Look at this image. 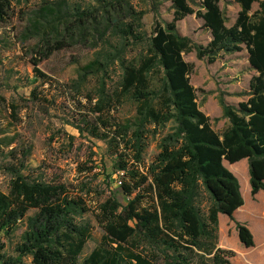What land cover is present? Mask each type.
<instances>
[{
  "label": "trees",
  "instance_id": "obj_1",
  "mask_svg": "<svg viewBox=\"0 0 264 264\" xmlns=\"http://www.w3.org/2000/svg\"><path fill=\"white\" fill-rule=\"evenodd\" d=\"M169 1L172 20L155 23L148 37L142 32L143 12L126 0L102 1L99 14L92 8L67 9L63 14L40 9L32 26L36 35L44 29L43 58L63 49L65 40L82 38L89 31L111 50L101 61L84 66L78 79L106 76L114 63L120 67L117 88L106 93L101 83L97 98H87L90 116L72 124L80 135L103 141L113 156L111 173L105 174L109 193L104 197L87 184L47 180L40 174L34 177L25 166L28 151L11 149L8 191H0V264H26L21 257H29L28 264H78L90 238V226L82 220L86 214L92 215L103 235L82 264H231L233 252L218 246L219 215L234 222L245 248L253 246L251 233L233 220V214L242 212L245 219L264 224V202L252 203L249 194L242 192L243 204L238 181L225 163L234 168L247 160L251 195L264 193V0H222L239 7L230 27L225 25L220 0ZM254 3L258 9L252 12ZM14 5L15 0H0V25L10 22ZM189 15L200 19L208 31L205 46L177 31L176 23ZM49 18L58 20L59 29ZM40 20L47 21L50 29ZM106 35L117 43L108 42ZM129 48H141L133 62L125 57ZM242 49L255 75L245 101L235 108L221 101L230 125L219 135L196 103L189 79L193 67L183 56L195 52L198 60L213 63L220 53ZM31 64L35 77L49 83L37 68L38 60ZM27 101L48 100L34 88ZM125 101L135 105V114L118 120L114 113ZM168 123L173 126L161 138L158 153L146 163L148 127ZM239 171L247 181V172ZM111 183L116 186L111 188ZM31 210L35 213L16 248L19 258L4 261V240ZM256 259L264 263V249Z\"/></svg>",
  "mask_w": 264,
  "mask_h": 264
},
{
  "label": "rangeland",
  "instance_id": "obj_2",
  "mask_svg": "<svg viewBox=\"0 0 264 264\" xmlns=\"http://www.w3.org/2000/svg\"><path fill=\"white\" fill-rule=\"evenodd\" d=\"M102 1L111 0H15L13 16L7 25H0V191L7 193L10 180L7 167L12 161L9 158L11 149L27 150L29 156L25 166L33 173L40 174L47 180H60L72 185L82 183L96 193L108 195L105 174L111 173L113 156L107 151L103 141L80 135L72 124H77L84 117H89L88 97L97 98L100 84L105 85V92L111 93L118 86L120 67L117 63L110 66L108 74L88 75L79 80L81 69L94 60H102L111 50L107 43L93 39L87 31L82 38L76 36L72 41L65 40V47L54 51L43 58L44 46L40 34L33 32L32 23L38 20L40 9L52 8L58 13L65 10H89L98 12L103 7ZM136 11L143 12L142 32L150 35L155 23L163 24L172 20L171 2L169 0H126ZM260 1V0H258ZM224 22L230 27L237 16L239 7L236 4L220 0ZM258 9V3L252 6V12ZM60 10V11H59ZM97 15V13H95ZM51 25L59 29L58 20L49 18ZM42 26L50 29L47 21L40 20ZM46 26V27H45ZM177 31L190 38L198 45L205 46L210 35L202 26V21L195 15L186 16L176 23ZM108 42L116 44L117 40L106 35ZM141 48H129L126 60L133 62ZM192 65L190 84L195 89L196 103L205 115L211 119L212 128L219 135L230 125L223 114L221 101L229 107H236L247 99L248 85L255 73L247 62L244 49L240 52L220 53L213 63L198 60L195 52L183 56ZM38 60V70L46 75L49 83L35 77L31 62ZM36 89V94L47 98V103L27 101L29 92ZM13 107L15 110L12 111ZM135 105L125 101L119 106L114 116L118 120L132 119ZM172 123L164 126L148 127L150 135L146 141L143 158L149 163L159 151V142L167 134ZM14 138V140H11ZM238 164V163H237ZM236 165V164H234ZM228 171L237 179L240 193L249 194L252 203L264 202V195H251L246 163V178L240 173L239 166ZM79 168H90L91 172H82ZM115 177L112 176V181ZM240 181L242 185L240 186ZM115 183L110 187L114 188ZM248 188V189H247ZM120 198V197H119ZM244 201V200H243ZM245 202V201H244ZM243 206V205H242ZM34 211L17 225L14 233L4 240V261L18 259L16 252L21 236L26 230ZM90 226V238L86 242L78 264L99 246L103 232L91 214L82 219ZM233 220L244 225L252 235L253 246L245 248L237 237L235 224L224 215L218 217V246L233 252L231 264H264L257 261L256 254L264 249V224L245 219L242 212H234ZM23 263H30L29 257H21Z\"/></svg>",
  "mask_w": 264,
  "mask_h": 264
},
{
  "label": "crops",
  "instance_id": "obj_3",
  "mask_svg": "<svg viewBox=\"0 0 264 264\" xmlns=\"http://www.w3.org/2000/svg\"><path fill=\"white\" fill-rule=\"evenodd\" d=\"M253 6V5H252ZM238 163V164H237ZM237 163H235L237 166H239V170H244V171H246V163H247V160H241V161H239V162H237ZM231 166V165H230ZM227 168V167H226ZM228 169V168H227ZM247 172V171H246ZM259 193H261L260 195H264V193H262L261 191H259L257 194H256V196L259 194ZM241 196H242V199H243V195L241 194ZM244 200V199H243ZM243 204H244V201H243Z\"/></svg>",
  "mask_w": 264,
  "mask_h": 264
}]
</instances>
